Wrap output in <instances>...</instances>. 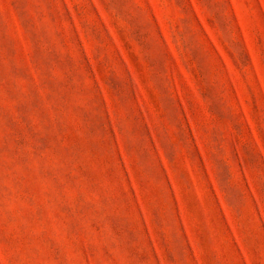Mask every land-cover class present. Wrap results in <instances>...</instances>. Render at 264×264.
Wrapping results in <instances>:
<instances>
[{"label":"rangeland","instance_id":"obj_1","mask_svg":"<svg viewBox=\"0 0 264 264\" xmlns=\"http://www.w3.org/2000/svg\"><path fill=\"white\" fill-rule=\"evenodd\" d=\"M0 264H264V0H0Z\"/></svg>","mask_w":264,"mask_h":264}]
</instances>
